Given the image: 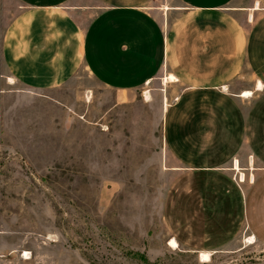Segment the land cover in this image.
Returning <instances> with one entry per match:
<instances>
[{
    "label": "rangeland",
    "instance_id": "374dc122",
    "mask_svg": "<svg viewBox=\"0 0 264 264\" xmlns=\"http://www.w3.org/2000/svg\"><path fill=\"white\" fill-rule=\"evenodd\" d=\"M21 15L0 0V264H264L241 213L219 214L230 236L190 237L191 225L215 229V213L192 212L215 201V180H190L166 148L165 108L182 87H109L81 61L48 91L60 101L30 95L7 84L4 40Z\"/></svg>",
    "mask_w": 264,
    "mask_h": 264
},
{
    "label": "crops",
    "instance_id": "0c3cea01",
    "mask_svg": "<svg viewBox=\"0 0 264 264\" xmlns=\"http://www.w3.org/2000/svg\"><path fill=\"white\" fill-rule=\"evenodd\" d=\"M19 2L23 15L4 40L8 85L60 101L48 91L81 61L100 83L124 90L173 74L168 84L182 88L163 121L173 167L185 166L192 181L200 169L208 188L215 180V201L192 207L215 213V229L191 225L190 237L230 236V218L221 227L219 214L241 213L264 243V0ZM235 162L243 180L231 178Z\"/></svg>",
    "mask_w": 264,
    "mask_h": 264
},
{
    "label": "bare ground",
    "instance_id": "6f19581e",
    "mask_svg": "<svg viewBox=\"0 0 264 264\" xmlns=\"http://www.w3.org/2000/svg\"><path fill=\"white\" fill-rule=\"evenodd\" d=\"M174 80H177L176 76H174L173 74H170V75H167L165 78H164V82L167 83L168 81H174ZM262 85V84H261ZM251 94V91L250 90H247L243 93V95H250ZM148 95V94H147ZM236 169H239L237 168V163H236ZM248 241L249 242H252L255 240V237L254 236H251V237H248ZM171 243L172 245L174 246H178L179 245V242L177 241V239L173 238L171 240ZM202 259L203 260H210L211 259V253L209 251H202Z\"/></svg>",
    "mask_w": 264,
    "mask_h": 264
},
{
    "label": "built area",
    "instance_id": "2783aa9c",
    "mask_svg": "<svg viewBox=\"0 0 264 264\" xmlns=\"http://www.w3.org/2000/svg\"><path fill=\"white\" fill-rule=\"evenodd\" d=\"M235 163H236V162H235ZM233 166L235 167V165H233ZM237 170H239V169H236V168H235V171H237ZM236 174H237V173H236ZM244 176H245V175H244V172L240 171L239 174H238V178H239V180H243V179H244ZM250 179H251V180L253 179V176H252V175L250 176Z\"/></svg>",
    "mask_w": 264,
    "mask_h": 264
}]
</instances>
